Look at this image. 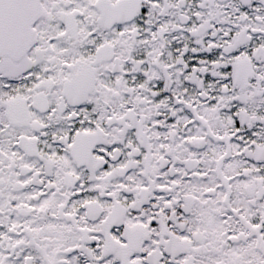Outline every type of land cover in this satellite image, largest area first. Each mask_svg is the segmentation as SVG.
<instances>
[{
  "label": "snow or ice",
  "instance_id": "obj_1",
  "mask_svg": "<svg viewBox=\"0 0 264 264\" xmlns=\"http://www.w3.org/2000/svg\"><path fill=\"white\" fill-rule=\"evenodd\" d=\"M0 264H264V0H0Z\"/></svg>",
  "mask_w": 264,
  "mask_h": 264
}]
</instances>
